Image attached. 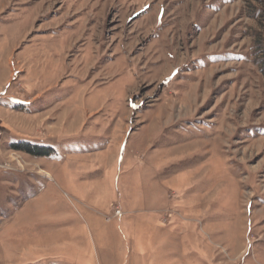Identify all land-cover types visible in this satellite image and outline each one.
Wrapping results in <instances>:
<instances>
[{"label":"rangeland","instance_id":"374dc122","mask_svg":"<svg viewBox=\"0 0 264 264\" xmlns=\"http://www.w3.org/2000/svg\"><path fill=\"white\" fill-rule=\"evenodd\" d=\"M4 51L0 264H264V0H0Z\"/></svg>","mask_w":264,"mask_h":264},{"label":"crops","instance_id":"0c3cea01","mask_svg":"<svg viewBox=\"0 0 264 264\" xmlns=\"http://www.w3.org/2000/svg\"><path fill=\"white\" fill-rule=\"evenodd\" d=\"M13 69L10 73V69ZM20 71L17 69L16 59L15 60H9L8 55L6 51H4L2 54H0V111L5 109L7 111H18L16 109L19 108L18 105H12L9 106V103H7L8 100H11L10 97L7 96L6 91L9 88L8 85V79L9 74H11L10 78L11 80H17L18 76H20ZM28 143V142H23ZM30 143V142H29Z\"/></svg>","mask_w":264,"mask_h":264},{"label":"trees","instance_id":"16d2710c","mask_svg":"<svg viewBox=\"0 0 264 264\" xmlns=\"http://www.w3.org/2000/svg\"><path fill=\"white\" fill-rule=\"evenodd\" d=\"M16 151H21L33 155L35 157H46L50 155V150H46L40 146H34L31 143H20L13 146Z\"/></svg>","mask_w":264,"mask_h":264},{"label":"built area","instance_id":"2783aa9c","mask_svg":"<svg viewBox=\"0 0 264 264\" xmlns=\"http://www.w3.org/2000/svg\"><path fill=\"white\" fill-rule=\"evenodd\" d=\"M0 136H1V132H0ZM121 215H122L121 211L120 210H117L116 211V216L118 217V216H121Z\"/></svg>","mask_w":264,"mask_h":264}]
</instances>
